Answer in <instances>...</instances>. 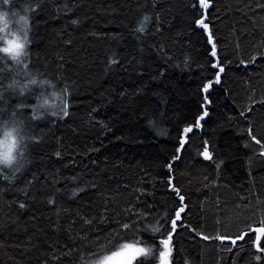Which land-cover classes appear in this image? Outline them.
Listing matches in <instances>:
<instances>
[{"label":"trees","instance_id":"obj_1","mask_svg":"<svg viewBox=\"0 0 264 264\" xmlns=\"http://www.w3.org/2000/svg\"><path fill=\"white\" fill-rule=\"evenodd\" d=\"M154 2L164 13L163 30L142 44L130 34L128 24L146 4ZM48 3L54 5L53 15L45 13L30 20V59L51 73H62L67 77L63 83L75 81L76 88L70 99V117L55 127L41 123L37 129L43 143L32 152L26 179L18 187H6L8 181L0 175V264H92L95 258L88 250L90 242L103 240L112 231L113 222L130 206L129 201L139 204L144 200L142 193H147V202L157 212H163L166 202L170 207L174 197L169 196L167 178L160 175L159 165L177 144L172 128L188 114L199 80L196 61L202 58L203 47L188 43L180 12L183 0H79L73 16L79 19L77 25L62 18L64 13L55 14L56 0ZM262 5L264 0H213L209 10V23L226 72L213 90L210 118L192 137L174 173L192 208L185 222L200 225L207 232L214 229L217 203L230 210L233 201L258 195L264 198L261 149L259 145L244 147L249 125L258 136H264V110L257 103L250 119L239 116L242 108L253 103L251 96L257 102L264 99V59L245 67L235 52L239 43L246 56L250 45L259 44L264 37ZM9 27L15 31L19 26ZM68 40L72 41L70 46ZM141 48L145 50L141 52ZM109 55H117L124 66L107 69ZM170 56L172 62L168 63ZM133 57L135 62L130 65ZM186 57L190 66L184 63ZM133 69L144 72L143 80ZM159 70L165 71V78L162 83L160 78L153 82L152 74ZM123 90L129 96L122 101L119 93ZM51 91L45 92L49 105L59 106L60 96L50 97ZM137 92L142 100L133 105ZM10 99L15 103L17 97L10 95ZM141 103L167 111L155 130L146 128V122H137L133 115L132 108ZM93 108L99 113H92ZM46 119L55 118L47 115ZM97 121L105 126L100 127ZM205 139L212 141L215 154L224 157L219 170L218 156L214 163L198 154ZM56 151L62 152L61 158L55 157ZM33 176L36 181L29 188V206L21 210L18 203L25 195L20 188L28 187L27 179ZM12 183L17 181L12 179ZM85 186L89 188L87 195L73 197L77 187ZM49 198L55 200L54 205L47 204ZM82 216L95 218V223L84 225ZM53 223L59 224L57 230H53ZM175 239L176 264H237L238 253L230 258L227 251L194 239L183 229ZM238 264L245 262L239 260Z\"/></svg>","mask_w":264,"mask_h":264},{"label":"snow or ice","instance_id":"obj_2","mask_svg":"<svg viewBox=\"0 0 264 264\" xmlns=\"http://www.w3.org/2000/svg\"><path fill=\"white\" fill-rule=\"evenodd\" d=\"M48 0H0V53L10 55L15 62L9 65L5 56L0 55V121H8L12 124L13 130L17 132L21 142L26 140L19 149L16 163L7 174L0 172L7 186L18 187L19 183L26 179V165L30 162L32 152L43 143L42 135L37 131L41 123L45 126L55 127L60 121H65L70 117V99L76 88V82L63 83L67 80L62 73H51L47 68H41L30 59L27 46L30 42L29 32L30 20L42 17L45 13L53 15ZM56 15L64 13L62 17L70 22V25H77L78 18H73L79 9V0H67L62 3L56 0ZM213 7V0H183L180 9L183 16L184 33L187 35L188 43L191 46L202 45V58L196 61L199 67V80L196 86L194 98L189 102L188 114L178 119L172 128L176 135L174 139L177 144L169 157L162 159L159 167L160 175L166 177L165 187L169 190L171 206H164L163 212H157L152 204L147 202V193H142L144 200L139 204L126 206L113 223L114 227L110 233L103 237L91 241L89 245L90 255L93 256L92 264H103L115 256L129 253L126 264H176V236L179 230L183 229L192 234L193 238L199 241L209 242L217 246L221 252L227 251L230 254H239L238 261L243 260L245 264H264V198L259 195L255 198H243L239 203L233 201L231 209H226L224 204L217 203L215 207L219 210L215 218V225L212 232H207L200 225L186 223V217L191 213L188 196L185 190L176 183L174 173L177 162H182L183 154L187 151V145L192 137L202 130L211 116V106L214 104L212 97L216 85L222 83V76L226 72L224 61L220 55L218 40L213 28L209 23V10ZM261 7H264L262 5ZM71 13V15H68ZM164 24V13L160 11V5L147 4L141 12L128 24L130 34L138 37L142 44H147L151 36L162 33ZM9 25H18L14 31ZM69 46L71 40L66 42ZM12 45H15L13 48ZM251 51L245 56L244 50L237 43L235 52L240 55V64L247 67L254 64L258 59H264V37L259 44L250 45ZM145 49L141 48V52ZM23 57V60L20 57ZM63 57H61V60ZM135 62V57L129 62ZM168 63L172 62V57L168 58ZM190 66V58L184 60ZM229 63H231L229 61ZM113 66L123 67V61L117 55H109L105 59V67L111 69ZM136 76L143 80L144 72L133 69ZM165 71L159 70L152 74V81L158 78L162 83L165 78ZM11 77V83L5 84ZM63 83V86L60 85ZM46 89H51L50 97L58 95L61 98L59 106L49 105V98H46ZM10 95L17 97L15 103L11 102ZM122 101L127 99L129 93L123 90L119 93ZM35 98L36 102L32 103ZM142 100L139 92L135 94L136 101ZM253 102L247 109L242 108L239 116L245 120L250 119L251 113L258 103L261 110H264V99L256 101L255 96H251ZM48 106L52 109L48 116L55 119L48 120L42 114V110ZM92 113L98 114L99 109L93 108ZM133 115L137 122H146V128L155 130L158 123L167 117V111H160L159 105L150 108L144 104H139L132 108ZM100 127L105 125L97 121ZM163 134V133H158ZM171 135V132L168 133ZM248 143L245 148L259 145V158L264 159V136H258L253 125H249L246 130ZM203 151L198 154L204 161L216 163L219 170L224 164L223 155L215 154L212 141L205 139L202 141ZM99 151V149H94ZM215 154V155H214ZM55 157L61 158L62 152L56 151ZM17 183H12V179ZM36 177L27 179L26 188H20L24 193L25 200L18 203L21 210L28 208L27 196L30 195L29 188L34 187ZM93 183L91 188H95ZM88 186L77 187L72 193L73 197H78L81 193L87 195ZM137 199H140L137 197ZM47 204H55L53 198L47 200ZM59 215V214H58ZM101 219L105 217L103 214ZM84 225L91 226L95 223V218L81 217ZM53 230L59 228L58 223H53ZM87 239V237H85ZM94 249V250H93ZM76 255V253H69ZM187 264V262H185Z\"/></svg>","mask_w":264,"mask_h":264},{"label":"clouds","instance_id":"obj_3","mask_svg":"<svg viewBox=\"0 0 264 264\" xmlns=\"http://www.w3.org/2000/svg\"><path fill=\"white\" fill-rule=\"evenodd\" d=\"M14 48L15 45H12ZM27 46H25L26 49ZM0 55L5 56L6 62L9 65L14 64L12 57L4 53ZM23 60V57H20ZM51 109H43V116H47ZM26 140L21 142L17 132L13 130V126L8 121H0V172L7 174L11 171L12 167L16 163V157L19 155V149ZM103 264H114L112 259L104 261Z\"/></svg>","mask_w":264,"mask_h":264},{"label":"rangeland","instance_id":"obj_4","mask_svg":"<svg viewBox=\"0 0 264 264\" xmlns=\"http://www.w3.org/2000/svg\"><path fill=\"white\" fill-rule=\"evenodd\" d=\"M128 255L129 253L126 252L124 254L113 257L112 260L114 261V264H126Z\"/></svg>","mask_w":264,"mask_h":264}]
</instances>
